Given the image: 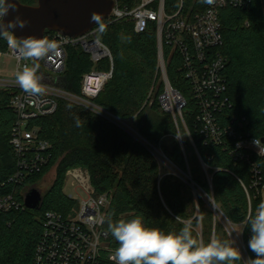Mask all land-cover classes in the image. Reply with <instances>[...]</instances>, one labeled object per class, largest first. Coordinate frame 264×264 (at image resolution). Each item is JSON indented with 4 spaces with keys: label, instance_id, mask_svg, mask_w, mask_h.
I'll return each instance as SVG.
<instances>
[{
    "label": "trees",
    "instance_id": "obj_1",
    "mask_svg": "<svg viewBox=\"0 0 264 264\" xmlns=\"http://www.w3.org/2000/svg\"><path fill=\"white\" fill-rule=\"evenodd\" d=\"M36 5L37 0H18ZM130 7L139 0H127ZM180 0H168L169 12L178 10ZM185 11H202L204 0H184ZM224 46L221 53L228 59L225 71L232 108L220 114L224 124L236 117L245 118L244 130L264 138V0H254L248 9L226 8L221 12ZM99 37L113 55V78L94 103L120 120H136L142 140L84 106L59 99L54 115L41 117L32 125L40 128V137L51 144L46 152L48 163L31 175L21 187L7 183L16 172V157L11 146L17 116L11 107L13 89H0V195L17 190L27 193L56 169V178L44 193L40 210L24 208L0 216V264H38L36 252L43 234L44 214L54 211L66 217L77 207V200L64 193L67 173L81 168L89 172L97 196L107 194L110 206L106 217L113 221L140 216L146 227L165 233L179 232L184 221L192 222L193 235L204 242L212 237L229 240L227 232L195 188L211 195L220 210L234 224L246 221L249 213V189L253 212L263 201L250 189L252 169L247 161L232 155L233 140L225 145L205 144L199 134L200 109L190 81L182 71L178 52L164 48L167 76L174 90L186 101L183 120L165 111L160 97L165 84L159 68L157 28L152 23L145 33H136L134 23L108 24ZM99 28V25L96 27ZM46 32L45 38L50 34ZM0 49L5 50L4 39ZM94 64L79 45L67 47L65 72L56 86L73 95H82V80ZM99 71H110L106 59L97 65ZM237 126V123H235ZM161 150L171 163L190 179L172 173L163 175L154 153ZM264 168V158L253 157ZM205 164V166H204ZM6 183V184H5ZM5 184V185H4ZM23 202L24 196L20 195ZM108 242L111 236L105 220ZM222 232V236H221Z\"/></svg>",
    "mask_w": 264,
    "mask_h": 264
},
{
    "label": "built area",
    "instance_id": "obj_2",
    "mask_svg": "<svg viewBox=\"0 0 264 264\" xmlns=\"http://www.w3.org/2000/svg\"><path fill=\"white\" fill-rule=\"evenodd\" d=\"M113 1L115 2L113 14L105 21L108 24L130 21L134 23V30L139 34L145 33L152 23L156 25L159 68L165 84V93L160 97L163 109L171 113L176 120L182 119L185 125L183 109L186 101L179 91L172 88L167 76L164 48L169 47L180 54L182 71L190 81L192 92L198 102L200 137L204 139L206 145H225L226 148H229L226 140H233L232 155L236 160H244L251 165L250 189L262 195L264 168L252 159L264 158L263 139L254 137L244 130L243 125L247 121L245 118L238 120L234 117L230 124H224L220 116L223 111L232 108L225 74L228 59L220 51L224 46L221 12L226 8L248 9L254 0H215V3H206L204 10L197 12L194 8L185 11L184 0H180L178 10L172 13L167 9L168 0H139L140 3L135 7H130L126 3L127 0ZM48 40L54 41L57 48L49 53L48 57L39 61L41 67L38 74L42 77L41 83L46 91L38 98L29 97L15 82L17 71L22 69L24 63L31 61L18 59L5 38V50L0 49V57L6 56L15 61L12 76L0 77L1 89L16 91L11 100V107L17 116L11 138V146L16 157V172L7 181L15 187L23 186L31 175L39 173L48 163L46 152L51 148V144L40 137V128L32 123L41 117L54 115L59 107V99L84 106L103 117L111 118L113 122H115L113 119H116L94 103L113 78V55L99 37V28L76 39L53 33L48 36ZM77 45L90 55L95 65L83 76L81 96L68 93L55 85L57 78L66 70L67 47ZM106 59L111 62L110 71H99L97 65ZM163 156L169 161L165 154ZM67 177L74 179L86 194V198L77 200V207L66 217L54 211L44 214L43 234L36 252L37 263L115 264L111 259L115 249L110 246L109 234L104 228L106 211L110 206L109 196L96 195L90 174L84 169H71ZM244 187L249 200V216L255 212L252 209L249 189ZM194 191L201 197L207 195L210 199L209 207L224 226L229 240L234 241V246L239 249L241 259L234 264H247L250 258L255 259V253L248 246L252 235L247 222L248 217L245 222L234 224L215 203L214 193L209 195L200 188H195ZM20 195L25 198L26 193L18 194L15 190L0 195V216L26 208L24 200L23 202L20 200Z\"/></svg>",
    "mask_w": 264,
    "mask_h": 264
},
{
    "label": "clouds",
    "instance_id": "obj_3",
    "mask_svg": "<svg viewBox=\"0 0 264 264\" xmlns=\"http://www.w3.org/2000/svg\"><path fill=\"white\" fill-rule=\"evenodd\" d=\"M207 4L215 0H204ZM10 12H18L14 0H0V37L7 39L17 58L31 63H24L15 75L16 84L32 98L45 94L46 88L38 74L41 67L39 61L56 50L54 41L34 36H15L14 29L25 28L29 23L16 15L6 20ZM92 21L99 25L102 33L105 26L101 17L93 13ZM107 228L111 236L118 242L111 257L115 264H234L241 259L240 251L234 241L212 237L207 243L193 235L192 222L184 221L179 232L165 233L159 228L146 227L140 216L131 219L113 221L112 214L106 217ZM251 237L248 241L255 259L247 264H264V201H261L254 214L248 216Z\"/></svg>",
    "mask_w": 264,
    "mask_h": 264
},
{
    "label": "water",
    "instance_id": "obj_4",
    "mask_svg": "<svg viewBox=\"0 0 264 264\" xmlns=\"http://www.w3.org/2000/svg\"><path fill=\"white\" fill-rule=\"evenodd\" d=\"M14 2L18 12H10L6 20L20 15L29 22L23 29H14L17 38L28 36L45 38L46 32L49 31L76 39L89 34L98 26L91 19L93 13L98 14L101 22H104L111 17L115 8L113 0H37V4L33 6L24 5L18 0ZM2 39L4 38L0 37V40ZM178 176L186 181L180 174ZM45 192L38 184L31 186L24 198L25 207L40 210Z\"/></svg>",
    "mask_w": 264,
    "mask_h": 264
},
{
    "label": "rangeland",
    "instance_id": "obj_5",
    "mask_svg": "<svg viewBox=\"0 0 264 264\" xmlns=\"http://www.w3.org/2000/svg\"><path fill=\"white\" fill-rule=\"evenodd\" d=\"M14 69H15V61L13 59L6 57V56L0 57V77L10 78L13 74ZM113 120L120 127H122L127 132L132 134L136 139L142 140V138L139 136L137 129H136V120H134V119L133 120H127V121L116 120V119H113ZM157 154H158V156H156V158L161 165L163 175L172 173V174L178 176V174H180L186 180L188 179V177L186 175H184V173L180 172V170H178V168L175 167L171 163L170 160L168 161L167 159L164 158V156H163L164 153L161 150H158ZM175 172L178 174H176ZM56 173H57V170L55 168L52 169L51 172L44 178V180L38 184V187L43 191H47L51 187V185L53 184V181L56 178ZM64 193L67 196H72L76 200H79V201L86 198V194L80 188V186L77 183H75V181L72 177H67L66 182L64 184ZM203 200L206 203V206H208L209 205L208 202H210L209 201L210 199L207 197V195L204 194ZM262 200L264 201V187L262 189ZM223 229H224V226H223ZM221 236H222V232H221Z\"/></svg>",
    "mask_w": 264,
    "mask_h": 264
},
{
    "label": "bare ground",
    "instance_id": "obj_6",
    "mask_svg": "<svg viewBox=\"0 0 264 264\" xmlns=\"http://www.w3.org/2000/svg\"><path fill=\"white\" fill-rule=\"evenodd\" d=\"M156 155L158 156V154L156 153Z\"/></svg>",
    "mask_w": 264,
    "mask_h": 264
}]
</instances>
